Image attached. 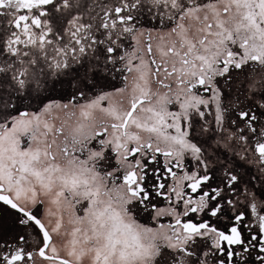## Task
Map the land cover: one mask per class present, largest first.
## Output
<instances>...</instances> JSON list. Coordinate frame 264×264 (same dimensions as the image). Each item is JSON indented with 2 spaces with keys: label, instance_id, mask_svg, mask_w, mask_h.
<instances>
[{
  "label": "snow or ice",
  "instance_id": "obj_1",
  "mask_svg": "<svg viewBox=\"0 0 264 264\" xmlns=\"http://www.w3.org/2000/svg\"><path fill=\"white\" fill-rule=\"evenodd\" d=\"M0 264H264V0H0Z\"/></svg>",
  "mask_w": 264,
  "mask_h": 264
}]
</instances>
